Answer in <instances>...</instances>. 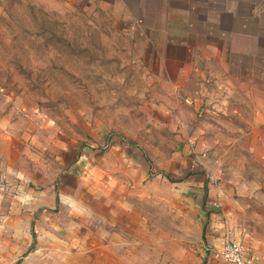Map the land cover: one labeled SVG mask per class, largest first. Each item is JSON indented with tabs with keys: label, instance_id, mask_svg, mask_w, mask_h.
<instances>
[{
	"label": "rangeland",
	"instance_id": "rangeland-1",
	"mask_svg": "<svg viewBox=\"0 0 264 264\" xmlns=\"http://www.w3.org/2000/svg\"><path fill=\"white\" fill-rule=\"evenodd\" d=\"M245 1L264 23V0ZM188 2L0 0V264H208L209 192L227 194L233 238L264 243V28L257 47L190 40L257 49L224 53L231 94L213 63L164 75L182 52L141 29Z\"/></svg>",
	"mask_w": 264,
	"mask_h": 264
},
{
	"label": "crops",
	"instance_id": "crops-1",
	"mask_svg": "<svg viewBox=\"0 0 264 264\" xmlns=\"http://www.w3.org/2000/svg\"><path fill=\"white\" fill-rule=\"evenodd\" d=\"M155 1H158V4H161V1L163 0ZM245 2L248 1L190 0V2H188V9H172L169 11L162 12L164 14V17L162 19V14H159L160 10L153 9L155 7H152L151 10L157 11V17L155 20L156 23L144 25V27L141 29L143 30V33H145V38L149 39V43H152L153 40H156L158 41L159 46L162 45L166 47H177V49L182 52L180 57L175 58L171 57L169 53L163 54L164 56H161V58H159V62L161 63L162 68L161 73H163L164 75H169L168 68L170 64L173 63L175 66L177 65V78L184 79L186 76L185 72L187 71V68H189V72L198 73L201 78H207L206 75L209 78H213L212 74L206 69L199 70L198 68L199 63H205L206 66L213 63L214 65L219 67L221 71L220 79L223 80L224 83V87H221L224 88V94H231L232 92L239 90L238 87L235 86L238 83L234 81L235 84H232L233 79L231 80L227 76L229 74L226 73L225 64L227 63V57L225 55L227 53L233 52L232 54H234V56L239 55V53L243 56H251V54L256 53L257 49L254 48V51H248L249 53H246L245 51L240 49H231L232 51L230 52L224 49V53H226L224 55L223 51H221L218 44H210L206 42H198V44H193L194 42H191L190 40L194 38L196 39L200 35H202L199 34V32H196L197 29H201L202 31L204 30L206 35L210 34L209 30L214 32V30L218 29L219 40L222 42L224 40L230 41L231 45H233V40L238 37L254 42V44L256 45L255 47H257V44L259 43V38H256V34L250 33V26L253 25L257 27L258 25V27H260L261 29L264 28V23L260 20L261 12L258 8H256L257 6L252 5V8L250 7V9L246 13V9L243 6L248 5H246ZM248 3L252 4L253 2ZM156 6H158L159 8V5L156 4ZM138 8L140 9L141 15L142 13H144V11L146 12V7H144L143 4L142 6L139 5ZM241 11H243V13ZM211 15H213V19L210 17ZM176 16H180L178 19H181L182 22H179V20L175 19L174 17ZM181 16H187L189 19L187 18L186 20ZM185 20L186 25L184 26L183 24ZM177 22H179V27L181 28H177ZM196 22H199V25ZM226 22H228V24L230 25L232 24L233 27L236 26L234 29L236 32H234V30L225 31L224 23ZM253 29L255 30L254 27ZM150 35H152V37H149ZM227 99L228 97L224 98V105L229 103L227 102ZM191 179L192 178L186 179L185 183L182 184L181 187L187 188L188 186H191L193 184L191 182ZM188 188L190 189V187ZM207 198L211 201H218L221 205V209L217 213L215 211H210V209H204V207H202L203 201L199 205L201 213L205 216V219L208 222V224L205 223V225H203L201 233L209 234L207 243H209L215 248L213 249L206 247V250H209L211 252L210 254H212L210 255V257H208L207 262L208 264H227L226 262L222 261L220 257V252L223 247V244L226 241V238L228 237L227 234L232 228H230L228 224V222L231 224L230 218L233 216L231 210L228 207V196L224 192V194L216 198L215 195H212V193L209 192ZM207 206H205V208H207ZM134 221H137L140 225V227H138V233H143L144 230H146L144 224V217L142 215L136 216ZM128 231L129 230H127V232ZM242 245L245 257L248 260L249 264H264V243L254 240L250 242L248 240H244L242 242ZM203 264H206V262H203Z\"/></svg>",
	"mask_w": 264,
	"mask_h": 264
},
{
	"label": "built area",
	"instance_id": "built-area-1",
	"mask_svg": "<svg viewBox=\"0 0 264 264\" xmlns=\"http://www.w3.org/2000/svg\"><path fill=\"white\" fill-rule=\"evenodd\" d=\"M227 236L220 252L221 259L227 264H249L240 240L233 238L230 231Z\"/></svg>",
	"mask_w": 264,
	"mask_h": 264
},
{
	"label": "trees",
	"instance_id": "trees-1",
	"mask_svg": "<svg viewBox=\"0 0 264 264\" xmlns=\"http://www.w3.org/2000/svg\"><path fill=\"white\" fill-rule=\"evenodd\" d=\"M129 145H131V146H133L132 144H129ZM145 160H146V162L148 163V165L149 166H151V164H150V161L147 159V158H145ZM165 176V178L169 181V182H175L173 179H171L168 175H164ZM204 192L206 193L207 192V185L205 184L204 185ZM33 236H34V234H32Z\"/></svg>",
	"mask_w": 264,
	"mask_h": 264
}]
</instances>
